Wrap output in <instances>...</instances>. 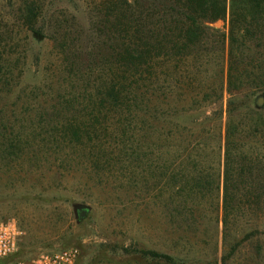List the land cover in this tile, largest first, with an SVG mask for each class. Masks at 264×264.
<instances>
[{
	"label": "rangeland",
	"instance_id": "obj_1",
	"mask_svg": "<svg viewBox=\"0 0 264 264\" xmlns=\"http://www.w3.org/2000/svg\"><path fill=\"white\" fill-rule=\"evenodd\" d=\"M110 1L0 0V219H14L24 231L21 256L7 263L75 247L83 260L105 253L101 264H136L131 253L138 250L177 257L179 264H222L234 237L240 238L249 225V218L237 219L233 236L225 239L222 223L215 224V215L220 220L223 216V150L220 203H173L167 167L174 160L167 151L154 147L148 157L155 176L145 182L142 178L148 155L140 154L148 139L143 130L153 129L149 142L159 143L166 138V124H189L164 119L162 109L151 117H143L142 111L123 123L106 122L100 108L89 103L93 88L89 93L82 88V81L106 75V46L116 43L111 30L119 28L116 17L125 10L122 2L118 9L108 7ZM152 4L150 0L146 7L151 10ZM148 23L154 27L153 19ZM212 27L219 32L208 33L203 48L217 53L219 34L228 27L224 21ZM201 60L210 63L203 77L216 87L222 85L224 70L223 98L187 105L186 91L179 105L177 91L167 92L169 112L174 117L178 105L181 119L188 110L187 115L202 123L203 114L223 110L224 145L228 56L212 54ZM70 127L80 136L73 137ZM203 162L207 166L213 160ZM77 205L91 209L81 223ZM256 225L259 235L229 264H264V216Z\"/></svg>",
	"mask_w": 264,
	"mask_h": 264
},
{
	"label": "trees",
	"instance_id": "obj_2",
	"mask_svg": "<svg viewBox=\"0 0 264 264\" xmlns=\"http://www.w3.org/2000/svg\"><path fill=\"white\" fill-rule=\"evenodd\" d=\"M151 1V10L146 7L150 0L110 1L108 7L118 9V3L122 2L125 10L116 17L119 28L111 30L116 43L106 46V75L82 81L81 85L87 93L93 88L95 92L90 93L89 103L100 108L98 113L105 114L106 122L123 123L130 115L135 119L142 111L143 117H151L162 109L164 119L179 118L183 124H189L183 128L175 123L166 124L163 128L166 138L159 143L149 142L153 129L145 126L148 131L145 127L143 130L148 139L140 147V154L148 155L142 178L145 182L148 176H155L154 169L149 170L148 157L154 147L167 151L174 160L167 167L172 171L169 180L173 203H220L223 150V216L220 220L217 213L215 224L218 227L222 223L226 239L233 236L237 219L249 218V225L241 231L240 238L234 237L235 243L230 244L222 259V264H229L245 243L259 235L256 223L264 216V105L258 108L256 104L259 97L264 98V0ZM150 19L154 26L151 28ZM219 21L227 24L228 32L219 34L217 43L221 49L216 53L203 45L208 33L219 32L212 27ZM222 53L228 56L229 94L224 145L223 110L203 114L205 122L199 123L187 115L188 110L181 119L177 105L173 117L167 95V92L175 94L176 90L179 105L184 102L180 94L186 91H189L187 105L220 101L224 93V70L223 73L221 70L222 85H212L209 77H203L210 63L201 58ZM183 68L185 74L180 73ZM244 118L249 121L247 125H243ZM67 130L73 137L80 136L75 128ZM125 151L122 147V152ZM205 159L213 162L204 166ZM143 163L141 160L140 166ZM145 173L149 175L144 177ZM188 212L192 216L195 213ZM21 254L18 251L14 258ZM131 254L136 264H179L180 260L152 250ZM105 260L106 254L101 253L88 260L79 259L77 264H101Z\"/></svg>",
	"mask_w": 264,
	"mask_h": 264
},
{
	"label": "built area",
	"instance_id": "obj_3",
	"mask_svg": "<svg viewBox=\"0 0 264 264\" xmlns=\"http://www.w3.org/2000/svg\"><path fill=\"white\" fill-rule=\"evenodd\" d=\"M23 235L22 226L16 220L0 219V264H77L79 261V249L71 247L56 252H41L30 259L7 263L20 250Z\"/></svg>",
	"mask_w": 264,
	"mask_h": 264
},
{
	"label": "water",
	"instance_id": "obj_4",
	"mask_svg": "<svg viewBox=\"0 0 264 264\" xmlns=\"http://www.w3.org/2000/svg\"><path fill=\"white\" fill-rule=\"evenodd\" d=\"M256 104H257L258 108H262L264 105V98L259 97L256 101ZM90 211H91V209L88 206H84V205L75 206L77 222L78 223L83 222L86 219V217L88 216V214L90 213Z\"/></svg>",
	"mask_w": 264,
	"mask_h": 264
}]
</instances>
